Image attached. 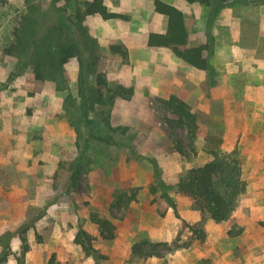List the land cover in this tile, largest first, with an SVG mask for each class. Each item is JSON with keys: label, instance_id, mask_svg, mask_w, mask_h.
Listing matches in <instances>:
<instances>
[{"label": "rangeland", "instance_id": "obj_1", "mask_svg": "<svg viewBox=\"0 0 264 264\" xmlns=\"http://www.w3.org/2000/svg\"><path fill=\"white\" fill-rule=\"evenodd\" d=\"M81 1L0 0V259L7 254L1 264H47L52 255L56 264H264V0H212L207 6L161 0L182 12L190 44L211 38L213 87L168 49L145 45L150 33L166 29L153 0H103L108 11L127 19L90 16L82 25L98 44V69L111 92L122 87L131 95L103 105L86 99L85 118L76 59L39 81L26 59L4 53L28 5L36 7L42 34L70 24ZM111 44L126 48L127 61L109 51ZM83 75L89 96L92 76ZM168 95L196 115L193 140L168 125L160 104ZM107 123L126 130L109 131ZM178 142L182 153L175 151ZM216 148L236 151L246 183L223 223L202 217L174 188ZM152 163L174 208L159 190L148 191L157 181ZM134 189L135 200L123 204ZM93 216L115 226L113 240L98 237ZM79 228L105 259L83 255L73 242ZM146 252L161 257L140 255Z\"/></svg>", "mask_w": 264, "mask_h": 264}, {"label": "trees", "instance_id": "obj_2", "mask_svg": "<svg viewBox=\"0 0 264 264\" xmlns=\"http://www.w3.org/2000/svg\"><path fill=\"white\" fill-rule=\"evenodd\" d=\"M187 3H202L210 5L212 0H184ZM153 8L157 14L166 17V29L164 33H150L147 37V46L152 48H166L178 60L195 68L205 74L206 83L213 87L216 82V70L212 64L213 46L212 40L196 45H189L188 33L185 28L182 12L173 5L161 0H153ZM28 12L24 15L12 32V39L4 48L8 56L23 57L26 59L32 74L36 80L44 81L50 79L60 72L63 66L71 59L78 62V95L82 100V117H86L84 101L89 99L90 105H103L110 103L114 97L128 99L131 95L130 89L117 87L111 92L103 72L99 67L101 59L100 49L94 38H92L82 25L83 21L90 16H98L104 21L126 20L121 14L108 11L103 0H82L74 8L70 24L62 22L56 26H50L39 33L40 26L37 24L36 7L28 5ZM71 25L72 29L69 27ZM112 54L119 55L123 61H127L128 53L122 44H111L108 47ZM83 74L92 76L93 86L90 88L89 96L83 94ZM112 93V95H110ZM162 109L166 114L167 123L171 128H178L186 132L188 139L193 140L198 130L196 115L191 112L189 106L181 99L170 95L165 100H160ZM109 131H125L126 128H112L107 123ZM89 136H92L89 133ZM175 151L182 153V145L178 142ZM210 159L202 166L191 167L186 174L175 184V191L187 197L193 208L202 217H206L214 223L227 221L240 202L241 196L246 189V183L241 177V169L236 151L225 153L219 148L208 152ZM154 165V176L157 179L156 186H150L148 191L155 194L158 190L168 205L174 208L170 196H168L162 183L158 181L159 174ZM78 163L73 164V170L77 171ZM77 172H74V175ZM74 179V178H73ZM216 183L218 186H216ZM137 189H134L129 198L123 200L127 205L135 200ZM118 199H122L119 196ZM121 203L118 201V204ZM97 226L98 237L104 241L115 238V226L107 219L96 216L92 218ZM27 226H22L23 233ZM1 240V239H0ZM95 239L82 228L74 235L73 242L82 251L85 257H91L98 261L105 259L99 251L94 248ZM27 251L26 244H22L21 254ZM137 254L139 252H133ZM7 254L0 259V264L6 261ZM142 257L156 256L158 253H143ZM47 264H56L52 255Z\"/></svg>", "mask_w": 264, "mask_h": 264}, {"label": "crops", "instance_id": "obj_3", "mask_svg": "<svg viewBox=\"0 0 264 264\" xmlns=\"http://www.w3.org/2000/svg\"><path fill=\"white\" fill-rule=\"evenodd\" d=\"M175 7V6H174ZM164 17V16H163ZM164 19V21H165V24H166V17H164L163 18ZM164 31H165V29L164 30H162L161 32H159V33H164ZM156 33V32H155ZM146 44V46H147V41L145 42ZM189 45H191V46H195V45H192V44H190V42H189ZM160 48H162V47H160ZM166 49V48H165ZM171 53V52H170ZM183 65H185V66H187V67H191V66H189V65H187L186 63H184L183 61H181V60H179ZM191 68H193V67H191ZM193 69H195V68H193ZM196 70V69H195ZM197 71V70H196ZM170 81H172V79H169ZM184 80H185V82L186 83H188V85L189 86H191V84L192 83H194V81L192 80V79H189V78H186V75H185V77H184ZM170 83V82H169ZM170 92V91H169ZM170 94H171V92H170ZM169 96V95H168Z\"/></svg>", "mask_w": 264, "mask_h": 264}]
</instances>
